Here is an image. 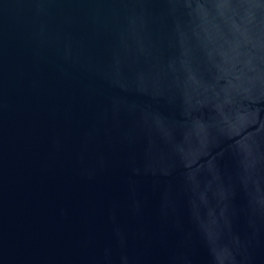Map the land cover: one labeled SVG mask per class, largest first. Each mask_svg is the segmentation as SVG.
<instances>
[{
    "label": "water",
    "instance_id": "water-1",
    "mask_svg": "<svg viewBox=\"0 0 264 264\" xmlns=\"http://www.w3.org/2000/svg\"><path fill=\"white\" fill-rule=\"evenodd\" d=\"M0 264H264V0H0Z\"/></svg>",
    "mask_w": 264,
    "mask_h": 264
}]
</instances>
